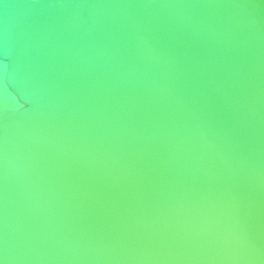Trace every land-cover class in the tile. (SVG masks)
Wrapping results in <instances>:
<instances>
[{
  "label": "water",
  "instance_id": "95a60500",
  "mask_svg": "<svg viewBox=\"0 0 264 264\" xmlns=\"http://www.w3.org/2000/svg\"><path fill=\"white\" fill-rule=\"evenodd\" d=\"M0 264H264V0H0Z\"/></svg>",
  "mask_w": 264,
  "mask_h": 264
}]
</instances>
